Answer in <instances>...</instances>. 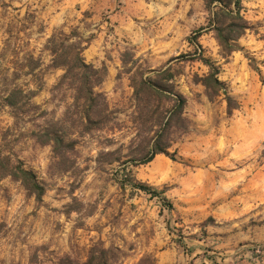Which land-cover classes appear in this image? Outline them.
Here are the masks:
<instances>
[{"label":"rangeland","instance_id":"1","mask_svg":"<svg viewBox=\"0 0 264 264\" xmlns=\"http://www.w3.org/2000/svg\"><path fill=\"white\" fill-rule=\"evenodd\" d=\"M242 4L251 29L224 57L204 0H0V151L46 188L38 202L20 181L0 182V264H81L95 245L117 249L116 264H264V0ZM202 28L205 55L240 104L232 114L223 95L210 100L195 82L208 68L180 57ZM59 29L78 31L86 61L106 68L98 89L112 111L103 129L74 133L68 171L32 136L72 102L70 90H53L64 71L47 67ZM27 53L46 68L33 98L41 109L16 122L2 98L14 83L37 88L32 75L14 76ZM166 68L188 99L190 128L173 137L176 160L135 165L134 137L149 125L136 122L132 76Z\"/></svg>","mask_w":264,"mask_h":264},{"label":"trees","instance_id":"2","mask_svg":"<svg viewBox=\"0 0 264 264\" xmlns=\"http://www.w3.org/2000/svg\"><path fill=\"white\" fill-rule=\"evenodd\" d=\"M204 2L211 13L209 29L214 32L221 54L224 57L230 56L239 49L237 44L239 39L251 29L249 21L242 14V0H204ZM202 33L203 28L190 37V42L195 47L193 52L180 57L184 60L201 61L208 68L205 75L196 76L195 82L205 87L206 95L210 100L223 95L227 102L228 113L232 114L240 104L230 95L228 87L220 79V65L205 55L204 48L199 42ZM83 42L78 31L72 30L66 33L62 29L54 32L47 40V49L51 55L47 67L64 71L53 90H70L72 102L67 104L63 119L50 121L32 132L38 144L51 146L57 160L65 164L74 161L72 154L78 143L74 133L82 135L94 129H103L111 119L112 113L106 94L98 89L105 80L106 68H97L86 61L83 56L86 46ZM20 61L21 69L16 71L14 76L19 78L22 75H32L37 88H25L14 83L6 90L2 99L4 105L11 109L16 122L23 121L28 114L38 113L37 111L41 109L33 102V98L42 88L46 72L42 59L35 58L33 54H25ZM152 73L153 76L143 72L132 76L136 122L149 125L147 136L138 131L134 137V140L138 141V146L129 154L128 162L135 165L148 164L159 154L176 160V153L169 152L174 143L173 137L186 134L190 128L189 120L185 116L188 99L176 89L174 73L170 68ZM107 155H114V152H108ZM118 159L120 158L108 161H119ZM72 163L66 166L65 171L73 167ZM6 177L20 181L28 194L38 202L46 193L44 184L32 169L26 168L19 160L13 161L9 155H3L0 151V182ZM126 181L134 183L141 190H151L147 184L135 180L133 182V179ZM153 193L158 192L153 190ZM117 251L95 245L91 248L87 261L81 264H116Z\"/></svg>","mask_w":264,"mask_h":264}]
</instances>
